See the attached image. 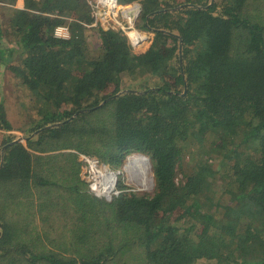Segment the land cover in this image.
Returning a JSON list of instances; mask_svg holds the SVG:
<instances>
[{
  "label": "trees",
  "instance_id": "obj_1",
  "mask_svg": "<svg viewBox=\"0 0 264 264\" xmlns=\"http://www.w3.org/2000/svg\"><path fill=\"white\" fill-rule=\"evenodd\" d=\"M142 6L138 48L99 27L87 40L85 0L0 7V64L17 55L40 103L24 140L0 145V264H264V0ZM50 14L76 21L68 39ZM128 75L153 83L122 88ZM68 149L147 154L153 191L96 198Z\"/></svg>",
  "mask_w": 264,
  "mask_h": 264
},
{
  "label": "built area",
  "instance_id": "obj_2",
  "mask_svg": "<svg viewBox=\"0 0 264 264\" xmlns=\"http://www.w3.org/2000/svg\"><path fill=\"white\" fill-rule=\"evenodd\" d=\"M85 2L89 8L90 19L88 22L79 23L87 40V29L99 27L118 32L132 48L142 47L147 41L148 33L139 26L143 15V0H85ZM0 7L14 8V5L0 1ZM49 16L62 18V23L54 28L53 36L68 39L71 24L76 21L70 16L58 14ZM69 152L76 157L80 166V176L86 183L89 193L96 198L109 202L124 194L152 191L154 177L152 163L147 154L130 152L126 154L124 162L116 166L84 152L72 149ZM131 157L144 158L147 165L138 162L130 165Z\"/></svg>",
  "mask_w": 264,
  "mask_h": 264
},
{
  "label": "rangeland",
  "instance_id": "obj_3",
  "mask_svg": "<svg viewBox=\"0 0 264 264\" xmlns=\"http://www.w3.org/2000/svg\"><path fill=\"white\" fill-rule=\"evenodd\" d=\"M0 18H5V14H4L3 10L0 12ZM141 21H142V19H141ZM141 21H140L139 26L141 25ZM4 22H5V20L2 21L3 24H4ZM9 35L10 34L5 35V40L4 41L9 39L8 37H13V35H10V36ZM4 47H6L5 42H4ZM7 49H11V47H8ZM96 50H98V52H100V49L96 48ZM132 76L133 75L125 76L124 82L121 83L122 88H127L129 86H135V87L139 86L140 87V86H145V85H151L153 83L152 82L153 79L149 80L147 84L143 82V81H145L147 79L148 76L144 77V75H143V76H141L139 78H132ZM136 82H139V84L135 85ZM8 87L13 92V94L9 96V98L12 99L13 101L12 102H8V104H5V106L7 105L6 108H11L10 109L11 111L9 110L8 115H9L10 119L12 120L11 123H12L13 126L8 131L0 130V145H1L2 140L4 139V136H6V135H9V136H12V137H16L15 140H22L23 141L24 138H25V135H26L25 134L26 128L28 129V126H29V121H31L33 119L37 120L39 118V114L37 112V107L40 105V103L38 102V99H36V93H34V92H32L31 94L28 93L26 95V97H25L22 94V92L19 91V89L17 88L18 87L17 85L16 86H12V81L8 82ZM3 94H4V92L1 91L0 92V100L3 97ZM23 97H25V102L24 103L22 101ZM17 110L19 111L18 113H16ZM4 112H5V110H4ZM0 150H1V148H0ZM69 150H71V149H68L66 152H69ZM72 150H76V149H72ZM76 151H79V150H76ZM125 156L126 155H124L121 158V161L116 166H119L121 163L124 162ZM58 157H60V156H57V158ZM96 157H98V156H96ZM54 160H56V159H54ZM52 163L50 164V166H51V174L55 175V174H57V173H59L61 171L65 172V167H61V165L63 164L62 162L59 163V166L53 165ZM113 165H115V164H113ZM44 167H45L44 165H40L39 173H41V169L44 168ZM184 169L186 170V172H188V169L185 167V165H184ZM178 172H179V170H178ZM152 173H153V171H152ZM65 174H66V172H65ZM153 177H154V175H153ZM183 178H184V176H183ZM153 179H152V191H153V187H154V184H153L154 180ZM177 179H178L179 182L181 181L182 175L180 173L177 174ZM59 183H63V186L65 187V186H67L66 184L68 182H66L65 178L62 177ZM83 183H85V182L83 181ZM85 185H86V183H85ZM66 201H68V200H66ZM38 202H39L38 200L33 201L32 202V207L33 208H37L38 207L37 204H39ZM24 214L27 215V217H28L29 213L24 212ZM175 215H176V213L173 214V217ZM37 217L40 218L39 216H37ZM200 264H211V262H209V263L201 262Z\"/></svg>",
  "mask_w": 264,
  "mask_h": 264
},
{
  "label": "crops",
  "instance_id": "obj_4",
  "mask_svg": "<svg viewBox=\"0 0 264 264\" xmlns=\"http://www.w3.org/2000/svg\"><path fill=\"white\" fill-rule=\"evenodd\" d=\"M12 3V2H10ZM14 5V8H17V9H21L23 8L24 6V0H15V2L12 3ZM7 9H12V8H7ZM3 10L4 14H5V18H2L1 22L3 20H5L4 24L7 23V18H9V14H7V12L9 10ZM2 10L0 9V12ZM13 49V48H12ZM93 49V50H92ZM99 49V48H97ZM88 52H89V55L94 57V56H97L99 55V52L98 50H96V48H94L93 46H88ZM17 54V53H16ZM14 54V52H12V56L16 55ZM19 60H18V57L17 55L12 58L5 66V64H0V92L3 91L4 94H3V97L0 101V106L2 107V110L5 114V117L6 119L8 120V122L10 123L11 126L12 125V120L10 119L9 115H8V112L11 108H6L7 105L5 106V104H8V102H12L13 100L9 98L10 95L13 94L12 90L8 87V82L9 81H12V86H18L17 88L19 89V91L22 92V94L26 97V95L28 93L31 94V92L26 89L23 85L21 86L20 82H19V79H18V70H19ZM16 88V89H17ZM2 89V90H1ZM11 90V91H10ZM25 97H23L22 101L23 103L25 102ZM21 102V101H20ZM4 105V106H3ZM5 107V108H4ZM11 111V110H10ZM19 111L17 110L16 113H18Z\"/></svg>",
  "mask_w": 264,
  "mask_h": 264
},
{
  "label": "bare ground",
  "instance_id": "obj_5",
  "mask_svg": "<svg viewBox=\"0 0 264 264\" xmlns=\"http://www.w3.org/2000/svg\"><path fill=\"white\" fill-rule=\"evenodd\" d=\"M129 162H130V165H134L135 163H144L145 165H147V162H146V160L144 159V158H136V157H131L130 159H129Z\"/></svg>",
  "mask_w": 264,
  "mask_h": 264
}]
</instances>
